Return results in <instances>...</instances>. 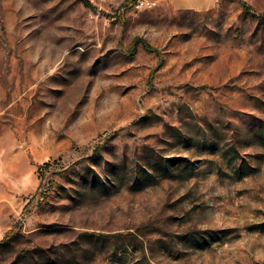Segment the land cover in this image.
Instances as JSON below:
<instances>
[{"label": "rangeland", "instance_id": "rangeland-1", "mask_svg": "<svg viewBox=\"0 0 264 264\" xmlns=\"http://www.w3.org/2000/svg\"><path fill=\"white\" fill-rule=\"evenodd\" d=\"M175 5L0 0V264H264V0Z\"/></svg>", "mask_w": 264, "mask_h": 264}, {"label": "crops", "instance_id": "crops-1", "mask_svg": "<svg viewBox=\"0 0 264 264\" xmlns=\"http://www.w3.org/2000/svg\"><path fill=\"white\" fill-rule=\"evenodd\" d=\"M177 8L181 10H196L201 11L208 9L214 3V0H170Z\"/></svg>", "mask_w": 264, "mask_h": 264}, {"label": "built area", "instance_id": "built-area-1", "mask_svg": "<svg viewBox=\"0 0 264 264\" xmlns=\"http://www.w3.org/2000/svg\"><path fill=\"white\" fill-rule=\"evenodd\" d=\"M158 3V0H135L133 5L136 9H151Z\"/></svg>", "mask_w": 264, "mask_h": 264}, {"label": "trees", "instance_id": "trees-1", "mask_svg": "<svg viewBox=\"0 0 264 264\" xmlns=\"http://www.w3.org/2000/svg\"><path fill=\"white\" fill-rule=\"evenodd\" d=\"M135 0H125V2L126 3H130V2H134ZM245 7V11L246 12H250V8H248V7H246V6H244ZM261 19H262V22H263V24H264V14L263 15H261ZM145 49H147V50H150V48L147 46V44H145ZM8 240V238H6L4 241H7Z\"/></svg>", "mask_w": 264, "mask_h": 264}]
</instances>
